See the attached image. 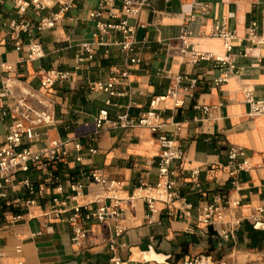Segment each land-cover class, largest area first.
Segmentation results:
<instances>
[{
  "label": "crops",
  "instance_id": "1",
  "mask_svg": "<svg viewBox=\"0 0 264 264\" xmlns=\"http://www.w3.org/2000/svg\"><path fill=\"white\" fill-rule=\"evenodd\" d=\"M102 2L107 0H75L54 27L39 30L41 21L51 18L58 7L21 14L14 0L0 1V66H4L0 83L16 82L13 96L0 99V144L17 119L14 109L25 89L51 102L55 120L53 125L32 128L25 146L36 153L56 140L73 142L66 157L43 167L31 165L29 172L15 174L5 186L7 198L0 202V264H111L115 256L124 264H183L203 255L225 264H264V212H258L264 205V116L250 117L245 95L250 92L256 100H264V43L248 40L253 23L262 33L264 0H151L137 18L128 20L135 41L130 55L119 45L120 33H110L102 44L94 39L97 21L90 14ZM102 21L119 22L110 21L108 11ZM25 23L29 30L20 31ZM216 25L235 34L230 52L223 40L212 37ZM184 31L191 44L187 54L181 53ZM18 43L22 51H17ZM32 43L42 46L41 59H28ZM85 44L91 45L93 59L85 54V61L78 63ZM192 49L214 58L228 57L234 68L219 65L214 58L195 63ZM132 58L138 62L132 64ZM124 71L128 77L114 86L115 96L92 89ZM54 72L67 79L43 88L42 81ZM225 76L227 81L219 83ZM179 77L187 80L177 89L176 99L160 104L158 133L143 127L96 131L100 111L106 110L112 122L125 114L137 120L153 100L175 88ZM191 79L197 80L196 87L184 92ZM29 101L39 107L35 99ZM203 107L215 109L207 114ZM161 135L173 137L184 152V160L173 164L180 170V197L172 204L157 202L152 210L146 201L130 198L142 185L158 181ZM74 142L81 144L80 150ZM235 147L244 151L237 163L247 166L234 179L229 152ZM194 171H199L197 178L192 177ZM93 173L107 184H94ZM25 181L34 188L33 194ZM110 182L119 184L115 195L121 200L120 218L105 223L88 220L102 207L113 210ZM78 186L82 188L74 189ZM209 205L219 211L209 223L201 222ZM79 207L81 215L75 220ZM16 216L21 220L14 221ZM76 228L86 232L80 246L73 241Z\"/></svg>",
  "mask_w": 264,
  "mask_h": 264
},
{
  "label": "built area",
  "instance_id": "2",
  "mask_svg": "<svg viewBox=\"0 0 264 264\" xmlns=\"http://www.w3.org/2000/svg\"><path fill=\"white\" fill-rule=\"evenodd\" d=\"M4 1V0H0ZM120 2V8H116V3ZM19 13L25 14L29 11H34L37 14L43 13L48 9L58 7V12L55 13L51 18H44L40 25L39 30H44L52 28L55 23L61 19V16L68 13L75 3V0H14ZM151 0H107V2H102L98 9L91 12L90 18L97 21V31L93 35L94 39L102 44L105 37L110 35L112 32H117L122 35V40L119 42L122 50L130 55L134 52V29L128 24V20L131 18H137L139 14L147 7L150 6ZM110 4V8H108ZM108 11V19L110 21L119 20L118 23L114 22H103L102 19ZM13 27L18 30L19 26L15 23ZM21 30L27 32L29 30V24H21ZM189 34L184 31L182 40V54H187L190 52L191 44L188 41ZM212 37L219 38L224 41L225 48L228 52L232 50L231 40L235 38V34L229 32L226 27L216 25L212 30ZM248 40L253 44H263L264 43V28L261 34L257 32V24L253 23L249 30ZM17 51H22L23 46L21 44H16ZM192 52L193 62H198L199 60H211L214 58L212 55H203ZM88 55V59H93V49L90 44H85L83 46V54L77 58L78 63L85 61L84 55ZM43 57L42 46L37 43H32L29 45L28 49V59L37 60ZM215 62L219 65H228L231 69L234 67L230 65L228 57H215ZM132 64L138 61L135 58L130 60ZM4 66H0V68ZM7 70H11L10 67ZM128 72H121L119 75L113 76L110 81L106 84L98 83L93 85L94 91H102L108 93L110 96H115L114 86L117 85L122 78H127ZM67 79L66 74L62 73H52L48 78L42 81L41 85L43 88H50L55 85L58 80ZM187 80L184 77H179L175 88L170 90L166 96L156 98L151 102L150 110L143 114L139 119L133 120L128 114L119 116L117 121H110L108 117V112L106 110L100 111L96 119V131L103 128H136L143 127L149 129L153 133H158L161 128V116L159 114V106L162 102L166 101L168 98H177V89L181 88L182 83ZM189 81L188 87H183L184 92H189L194 89L197 85V80L191 79ZM227 81V76L221 79L219 83ZM16 82L7 79L5 82L0 83V99L6 100L13 96L14 88ZM246 102L251 107L250 117H261L264 116V100H256L252 93L246 92ZM30 99H35L38 106L37 107L30 103ZM107 104H110L108 102ZM180 102L176 103V106H180ZM51 102L45 98L38 96L32 90L25 89L23 91V97L20 98L15 106L14 114L16 116V121L9 125L7 129V135L5 141L0 144V202L7 198V193L4 191L5 186L10 184L13 176L19 172L27 173L30 171L31 165H37L38 167L45 166L47 162L59 161L68 155V148L71 141H59L56 140L52 142L51 147L48 149L41 150L40 152H33L31 149L25 146L24 139L29 134L30 130L39 126L53 125L55 123L54 117L50 112ZM211 107H203L204 113L211 112ZM159 142L161 146V154L158 161V181L154 185H142L133 196L130 198L131 202L137 200H144L148 203L149 207L153 210L154 204L157 202H162L166 204H172L176 199L180 197L177 185L180 178V170L173 166L174 163L184 160V152L177 145L176 140L168 135L159 136ZM75 148L77 150L81 149V144L74 142ZM244 156V151L242 148H232L229 152V167L233 168L230 172L232 178H236L237 173L241 172L247 166V162L243 164H238L237 160L239 157ZM81 161V159H78ZM199 176V171H194L192 174L193 178ZM91 180L96 185L105 186L107 181L101 175L93 173L91 175ZM25 186L29 188L30 192L34 193V188L29 184V181H25ZM233 184L236 186L237 182L234 180ZM119 184L116 182H110L108 184V189L110 192V197L114 201V208L110 210L106 207L100 208L95 214L88 215L87 219L94 218L99 222L105 223L111 219H118L121 213L118 211L121 200L115 195ZM80 189L82 186L74 187V189ZM44 189L39 190V194L42 195ZM102 197L98 199L101 202ZM57 203V200H55ZM31 205L35 204V201L28 202ZM239 203L236 202L237 206ZM82 208L75 209L74 219L77 220L81 215ZM219 209L214 205H209L204 208V212L201 216L200 221L204 223H209L211 217L218 213ZM259 213L264 212V205L258 209ZM254 221L257 223L261 222L259 217H253ZM14 221L21 220L20 216H16ZM239 222H237V225ZM123 229L118 230V235L123 233ZM86 236V232L82 228H76L75 236L73 241L77 245H81L82 239ZM229 235H226V239ZM112 251H114V246H111ZM21 251L20 247L17 249ZM1 257V256H0ZM111 264H124L123 261L115 256ZM183 264H225L221 261H217L212 256H197L195 258L186 260Z\"/></svg>",
  "mask_w": 264,
  "mask_h": 264
}]
</instances>
